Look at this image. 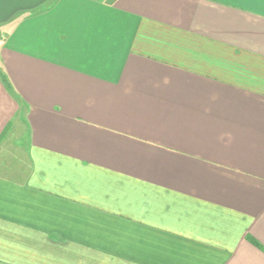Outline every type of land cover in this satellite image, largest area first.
Returning <instances> with one entry per match:
<instances>
[{"label":"crops","instance_id":"1","mask_svg":"<svg viewBox=\"0 0 264 264\" xmlns=\"http://www.w3.org/2000/svg\"><path fill=\"white\" fill-rule=\"evenodd\" d=\"M0 264H264V0H0Z\"/></svg>","mask_w":264,"mask_h":264},{"label":"rangeland","instance_id":"2","mask_svg":"<svg viewBox=\"0 0 264 264\" xmlns=\"http://www.w3.org/2000/svg\"><path fill=\"white\" fill-rule=\"evenodd\" d=\"M22 139H27V138H22ZM13 146H15V145H14V143H13ZM24 146H25V145H24ZM24 150H25V151H27V149H26V148H23V147H21V153H22V154H23V153H25V151H24Z\"/></svg>","mask_w":264,"mask_h":264}]
</instances>
